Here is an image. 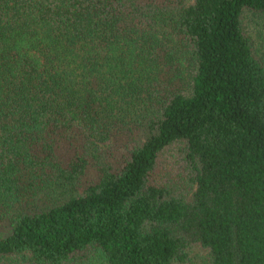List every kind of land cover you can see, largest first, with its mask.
<instances>
[{
	"label": "trees",
	"instance_id": "16d2710c",
	"mask_svg": "<svg viewBox=\"0 0 264 264\" xmlns=\"http://www.w3.org/2000/svg\"><path fill=\"white\" fill-rule=\"evenodd\" d=\"M0 264H264V0H0Z\"/></svg>",
	"mask_w": 264,
	"mask_h": 264
},
{
	"label": "rangeland",
	"instance_id": "374dc122",
	"mask_svg": "<svg viewBox=\"0 0 264 264\" xmlns=\"http://www.w3.org/2000/svg\"><path fill=\"white\" fill-rule=\"evenodd\" d=\"M248 24L251 35H253L257 39V44L260 45L261 43L257 38V26L255 25V22L252 20L250 16H248Z\"/></svg>",
	"mask_w": 264,
	"mask_h": 264
}]
</instances>
